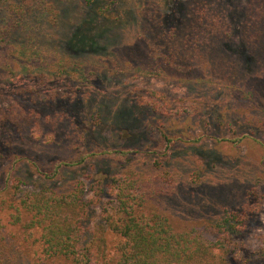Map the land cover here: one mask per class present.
I'll return each instance as SVG.
<instances>
[{
  "label": "trees",
  "instance_id": "obj_1",
  "mask_svg": "<svg viewBox=\"0 0 264 264\" xmlns=\"http://www.w3.org/2000/svg\"><path fill=\"white\" fill-rule=\"evenodd\" d=\"M80 1V6L70 7V0H0V63L20 61L14 52L28 53L27 48L28 54L34 51L31 63H48L57 54L70 57L65 46L72 45L78 56L68 63L144 70L184 83L195 94L201 91L204 105L195 109L198 118L218 109L205 105L207 101H218L228 93L231 104L224 105L226 110L247 111L253 104L246 103L247 97H236L234 87L256 102L264 99V81L252 78L254 71L264 68V25L262 20L252 21L256 13L264 14V0H117L127 9L111 19L105 14L108 7L101 6L104 0ZM100 17L104 22L93 23ZM57 29L62 30L54 38ZM122 30L130 33L128 40L121 39ZM39 53L43 58H37ZM149 93L167 101L162 93ZM1 96L10 104V110L0 115V124L7 125L18 117L14 100L21 95L12 91ZM35 96L37 106L53 112L65 102L73 106L82 102L81 97L63 91ZM142 104L158 110L163 103L150 98ZM132 106L106 115L100 103L89 115L118 130L135 124L137 109ZM253 107V114L262 111ZM159 131L147 150L167 158L175 139ZM246 137L227 141L237 148ZM133 139L132 144L138 138ZM91 154L74 153L46 165L17 153L8 159L0 171V264L264 263V247L244 253L234 241L235 232L249 220L247 197L239 212L224 208L216 219L178 229L161 204L168 191L152 179L151 172L128 169L109 179L92 176L86 187L74 171ZM105 193L114 206L102 208L93 223L95 204ZM110 236L117 237L112 256L107 254Z\"/></svg>",
  "mask_w": 264,
  "mask_h": 264
},
{
  "label": "rangeland",
  "instance_id": "obj_2",
  "mask_svg": "<svg viewBox=\"0 0 264 264\" xmlns=\"http://www.w3.org/2000/svg\"><path fill=\"white\" fill-rule=\"evenodd\" d=\"M80 3V0H70L69 6L77 7ZM101 6L108 7L105 14L109 19L127 9L117 0H104ZM257 20H262L264 25V14L256 13L252 21ZM101 21L104 22L103 17L93 23L100 24ZM61 30H55L53 37L59 36ZM110 32L114 34L115 31L111 28ZM122 38L128 40L130 33L122 30ZM65 47L70 57L52 55L55 58L48 63H31L34 51L28 54L29 48L28 53L14 52L20 61L0 63V115L10 110V104L2 100V93L17 91V95H21L14 100L18 117H13L7 125L0 124V153L3 156L0 171L14 153L46 165L51 160L84 152L92 154L74 175L82 179L86 187L92 176L109 179L128 169L151 172L152 179L159 180L168 191L162 196L161 204L178 229L216 219L224 208L239 212L247 197L249 220L235 232L234 241L244 253L264 247V99L256 102L234 87L238 92L236 97H247L248 105H256L262 111L253 114L252 105L247 111L242 108L238 114H232L224 108L231 104V93H228L218 101H207L205 105L218 109L206 118H198L195 109L204 105L203 98H199L203 96L201 91L195 94L184 83L166 81L144 70L112 67L108 63H68L78 54L72 45ZM50 53L46 52L44 58ZM39 57L43 58V55L39 53ZM261 70L252 73V78L259 83L264 81ZM126 71H129L128 75L124 74ZM150 90L162 93L167 101L164 103L152 97ZM57 91L81 97L82 102L73 106L64 101L67 105L60 106L61 109L55 112L35 104V95ZM150 98L163 103L162 106L158 110L143 106L142 102ZM68 100L73 102L71 98ZM100 103L104 104L106 115L116 114L120 107L130 108L134 104L137 109L135 124L115 130L108 123H99V118L89 115L92 113L89 110ZM85 104L88 108L83 107ZM73 112H77L76 116ZM217 113L220 121L215 119ZM149 124L152 128L146 127ZM159 130L175 139L167 149V158L147 150L152 136ZM246 135L237 143V148L228 142ZM135 137L137 142L132 144ZM120 150L126 153L118 152ZM104 195L95 204L93 223L98 222L102 208L114 206L111 195ZM90 197L91 192L87 194V198ZM116 238L109 237L107 254L110 256L115 255Z\"/></svg>",
  "mask_w": 264,
  "mask_h": 264
}]
</instances>
